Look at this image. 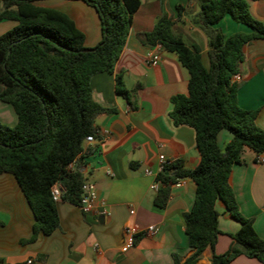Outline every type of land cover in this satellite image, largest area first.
<instances>
[{
  "label": "trees",
  "instance_id": "16d2710c",
  "mask_svg": "<svg viewBox=\"0 0 264 264\" xmlns=\"http://www.w3.org/2000/svg\"><path fill=\"white\" fill-rule=\"evenodd\" d=\"M38 0H0V20L18 25L0 37V102L12 106L18 122L11 127L0 122V173H9L19 183L36 219L32 237L51 235L59 228L57 202L52 187L63 188L61 200L81 204L85 179L69 168L85 152L88 136H96V119L109 110L93 99L91 79L99 73L114 72L125 47L140 0H82L96 9L102 39L93 48L85 47L84 35L65 14L34 4ZM199 10L193 23L209 40V67L202 61L196 43L187 45L174 30V22L162 17L152 32L144 35L151 45L175 53L188 70L187 94L173 96L170 117L175 125H187L196 132L199 164L192 170L181 162L166 167L156 177L160 187L154 205L166 209L172 187L178 179H191L196 186L192 209L184 216L185 233L193 255L182 262L174 254L173 264H198L202 253L214 249L221 234L218 200L240 223L231 235L234 243L222 255L213 253L211 264H230L237 256L255 258L264 264V239L239 209L229 183L235 164L245 151L255 161L264 156V130L256 119L257 110L240 107L239 83L233 78L244 62L245 45L264 40V23L256 20L249 0H196ZM178 7V11H182ZM229 15L250 32L225 37L216 25ZM10 50V52H9ZM117 93L129 101L120 76ZM232 138L221 149L218 134Z\"/></svg>",
  "mask_w": 264,
  "mask_h": 264
},
{
  "label": "crops",
  "instance_id": "0c3cea01",
  "mask_svg": "<svg viewBox=\"0 0 264 264\" xmlns=\"http://www.w3.org/2000/svg\"><path fill=\"white\" fill-rule=\"evenodd\" d=\"M125 47L114 72L99 73L91 79L93 99L109 111L96 119L95 142H85V152L73 168L85 182L95 186L98 212H85L60 200L57 203L59 228L51 235L40 233L28 242L36 222L34 213L15 177L0 173V264H173V255L182 262L194 250L185 233L184 216L192 209L195 183L183 179L172 187L166 209L154 205L156 193L151 185L159 169V156L164 155L192 170L200 162L196 132L187 125H175L170 117L173 96L188 93L190 75L175 53L144 40L158 20L174 22L173 30L187 45L196 43L202 61L209 67V40L193 23L199 10L196 0H140ZM36 6L57 10L68 16L84 35V45L93 48L102 39L101 20L95 8L82 0H38ZM182 11H178V7ZM252 16L264 23V0H249ZM12 20H0V37L16 27ZM216 27L227 38L251 29L225 16ZM244 62L239 76L238 103L241 108L257 110V125L264 130V40H255L244 49ZM159 54L156 65L146 63L149 54ZM125 88L135 92L129 101L119 95L117 77ZM0 122L15 126L18 117L12 106L0 102ZM222 130L218 144L224 149L232 135ZM229 183L235 193L241 214L253 220L257 234L264 239V164L255 161L247 150L241 162L231 171ZM221 232L214 249L207 248L198 264H211L213 253L225 254L238 232L240 223L232 218L225 204L218 200ZM134 210V214L130 212ZM135 226L144 230L159 229L155 235H138L127 252L125 230ZM230 264H263L255 258L237 256Z\"/></svg>",
  "mask_w": 264,
  "mask_h": 264
},
{
  "label": "built area",
  "instance_id": "2783aa9c",
  "mask_svg": "<svg viewBox=\"0 0 264 264\" xmlns=\"http://www.w3.org/2000/svg\"><path fill=\"white\" fill-rule=\"evenodd\" d=\"M159 48H162L161 45L158 44ZM160 61V56L159 54H149L146 58V63L150 64V65H156L158 64ZM239 76L236 75L233 80L238 82L239 81ZM86 141L89 143H93L95 142V136H88L86 138ZM76 161H74L72 164H70L69 168L70 169H74L73 166L75 164ZM258 164H264V156L259 157L256 161ZM175 161L167 158L164 155H160L159 156V169L157 173H154L152 171H149L148 174L150 175H155V180L153 182V184L151 185V189L152 191H154L155 193L158 192L159 187H160V182L157 181L156 177L159 173L163 172V170L174 164ZM183 183V179H178L175 184L173 185V187H180ZM81 204L80 207L83 209V211L85 212H95L96 214H98V212L95 209V203L98 200V192L95 188L94 185L90 184V183H83L82 187H81ZM62 192H63V188L60 184H55L52 187V198L55 202H59L61 200V196H62ZM135 212L134 210H132L130 212L131 215H133ZM159 229L157 228V226H149L148 228L144 229V230H138L135 226H128L125 230V243L124 246L122 248L123 252H127L129 249H131L135 242H136V238L138 235L142 234V235H147V236H151V235H155L156 233H158ZM26 264H34L31 260H29Z\"/></svg>",
  "mask_w": 264,
  "mask_h": 264
},
{
  "label": "rangeland",
  "instance_id": "374dc122",
  "mask_svg": "<svg viewBox=\"0 0 264 264\" xmlns=\"http://www.w3.org/2000/svg\"><path fill=\"white\" fill-rule=\"evenodd\" d=\"M224 132L228 134V131H227V130H226V131H224Z\"/></svg>",
  "mask_w": 264,
  "mask_h": 264
},
{
  "label": "water",
  "instance_id": "95a60500",
  "mask_svg": "<svg viewBox=\"0 0 264 264\" xmlns=\"http://www.w3.org/2000/svg\"><path fill=\"white\" fill-rule=\"evenodd\" d=\"M9 52H10V50H9Z\"/></svg>",
  "mask_w": 264,
  "mask_h": 264
}]
</instances>
